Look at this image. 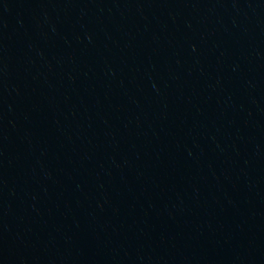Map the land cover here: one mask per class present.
<instances>
[{
  "label": "water",
  "instance_id": "1",
  "mask_svg": "<svg viewBox=\"0 0 264 264\" xmlns=\"http://www.w3.org/2000/svg\"><path fill=\"white\" fill-rule=\"evenodd\" d=\"M15 264H264V0H190Z\"/></svg>",
  "mask_w": 264,
  "mask_h": 264
}]
</instances>
